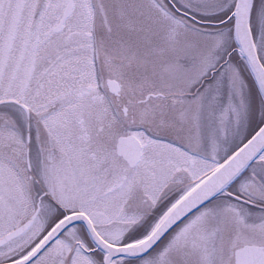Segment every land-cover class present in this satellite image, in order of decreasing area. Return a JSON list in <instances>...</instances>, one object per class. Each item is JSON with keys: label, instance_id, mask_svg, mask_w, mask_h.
<instances>
[{"label": "snow or ice", "instance_id": "snow-or-ice-1", "mask_svg": "<svg viewBox=\"0 0 264 264\" xmlns=\"http://www.w3.org/2000/svg\"><path fill=\"white\" fill-rule=\"evenodd\" d=\"M0 264H264V0H0Z\"/></svg>", "mask_w": 264, "mask_h": 264}]
</instances>
